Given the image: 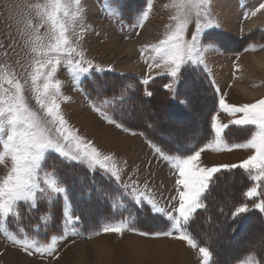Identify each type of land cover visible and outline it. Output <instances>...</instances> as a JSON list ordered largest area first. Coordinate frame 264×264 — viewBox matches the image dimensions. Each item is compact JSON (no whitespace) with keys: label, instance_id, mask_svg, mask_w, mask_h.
Instances as JSON below:
<instances>
[{"label":"snow or ice","instance_id":"1","mask_svg":"<svg viewBox=\"0 0 264 264\" xmlns=\"http://www.w3.org/2000/svg\"><path fill=\"white\" fill-rule=\"evenodd\" d=\"M212 2L213 0H171L166 7L175 9V14L170 17L175 21L174 25L166 26L164 38L158 43L146 45L141 50V56L150 69L153 65L163 67L172 78V82L164 87L173 93L174 98L173 84L179 80L178 73L181 68L203 65L205 53L215 47L211 42L203 44L201 41L205 30L219 27L212 18ZM109 3L111 0H105L106 5ZM152 7L153 0H145L144 7L135 17L134 26H143ZM35 8L40 17V24L33 26L30 20L26 22V27L32 29L26 41L30 57L28 65L25 66L27 78L22 82L11 65L0 64V164L11 162L7 174L0 177V233L6 239L29 254L33 251L44 254L54 252L57 242L67 234H78L81 218L79 215L73 216L66 185L56 166L48 165L51 154H57L62 162H75L93 174L99 170L102 175L115 180L117 187L121 189L115 196L101 190L105 199L110 201L112 212V219L106 220L99 228V231L104 233L122 234L125 230L136 231L132 226L135 217L128 212V205L123 202L127 199L137 207L148 206L154 214L160 215L166 221V228L152 233L140 232V235L174 237L185 241L191 248H197L198 241L188 231L187 225L197 210L205 207L204 196L216 174L222 169L244 170L254 182L244 196L264 197V188H261V182H264V98L237 106L226 103L223 96L219 99V106L233 118L228 124H222L217 116H211L210 131L214 133L213 142L218 150L252 149L253 154L238 165L209 168L202 167L199 161L201 152L211 144L200 148L185 145L183 149L178 148L172 154H165L160 147L153 144L155 151L178 173L175 181L177 196L172 198L177 201V206L168 211L158 206L149 192L136 187L128 191L131 185L120 184L121 169L115 156L102 153L91 141L79 136L77 131L69 126L61 110L60 101H67L69 98L63 96L62 82L56 79L60 65L66 66L74 85H78L81 77L91 74L93 69L96 72L105 70L86 60L83 51L77 47L86 30L83 23L86 11L83 0H44V3L35 5ZM259 8L264 9V4H260ZM108 13L117 16L121 14L118 8L111 7L108 8ZM193 21L195 29L188 38L187 29ZM45 26L47 32L42 36L40 28ZM149 50L154 53L150 58L145 56V52ZM252 50H255L254 47ZM157 60L160 62H156ZM29 82L32 96L39 105V112L30 106L25 94ZM144 83H147V80ZM146 94L150 96L151 92ZM115 102V97L106 98L100 105L93 103L92 107L107 122L116 123L114 118L104 111ZM229 125L249 128V138L243 142L226 143L222 133ZM61 197L64 200L62 232L51 235L50 239L45 238L48 241L45 242V239L40 238L41 225L38 223L33 228L35 234H30L22 223L24 212L36 209L39 203H50ZM21 205L24 212L21 211ZM254 207L264 213V199H260ZM247 211L248 204L244 203L235 206L232 216L236 217ZM117 214L119 219L115 218ZM43 218L42 216L39 219ZM10 225L15 226L14 231L10 230ZM43 227L46 230L47 224ZM99 231L96 234H99ZM199 254L202 258L201 264H214L212 252L208 247L199 246ZM240 264H264V259H257V254L251 251L240 260Z\"/></svg>","mask_w":264,"mask_h":264},{"label":"rangeland","instance_id":"2","mask_svg":"<svg viewBox=\"0 0 264 264\" xmlns=\"http://www.w3.org/2000/svg\"><path fill=\"white\" fill-rule=\"evenodd\" d=\"M170 2L171 0H153L149 18L142 27H136L134 26L135 17L139 10L144 7L145 0H111V3L107 5L105 0H83V7L86 10L83 23L86 30L77 47L83 51L86 60H90L94 65H99L105 69L102 72L110 71L133 76L142 85H146L152 78L165 76L169 80L168 84L172 82V78L165 69L154 65L150 69L148 63L141 56V50L146 45L158 43L164 38L167 31L166 26L174 25L175 21L171 20L170 17L175 14V9L166 7ZM42 3L44 0H0V64L11 65L22 82L27 78L25 66L28 65L30 57L26 41L32 31L26 27V22L30 20L33 26L40 24V17L37 15L35 5ZM260 4H264V0H213L212 18L219 24V27L205 30L201 41L203 44L211 42L215 47L205 53L203 65L187 66L198 70L204 78L206 88L213 101V107L209 110L210 116H217L218 121L222 124H228L233 117L220 108L219 99L221 96L226 103L237 106L254 103L256 100L264 98V9L259 8ZM110 7L118 8L121 14L118 16L110 15L108 13ZM251 12L256 14L251 15ZM194 29L195 22L193 21L187 29L186 36L188 38ZM46 32V26L40 28V35L44 36ZM73 39L75 41V37ZM253 47L255 50H252ZM153 55L154 53L150 50L145 52L146 57L150 58ZM156 62L159 63L160 61L157 60ZM28 70L30 71V69ZM102 72H96L93 69L91 74L81 77L78 85H74L66 66L63 64L59 66L56 79L62 82L63 96L69 98L67 101H60L64 118L79 136L91 141L99 151L114 155L122 171L123 166L129 165V171L132 170L134 174L130 172L128 175L127 172L126 174L120 173V184L131 185L128 191H131L132 187L137 188L139 184L136 181L140 180L142 181L140 185L142 191H147L150 195H161L163 199L170 198L173 200L172 198L177 196L175 181L178 173L171 168L169 162L153 153L152 148H148V145V147L142 146V142L153 144L140 133L126 130L122 126L118 127L117 122L109 123L93 110V103L100 105L104 99L113 98L112 96H95L83 87V81L87 77L91 78L93 75ZM145 80L147 83H144ZM176 85V83L173 84L174 89ZM127 87L129 89L134 88V84L128 83ZM189 92L193 96L200 95L203 93V87L190 88ZM25 94L30 106L39 112V105L30 91V82L26 85ZM122 98L124 99L125 96ZM112 107L113 105H109L104 109L109 116H111ZM208 107L209 103L200 102V105L191 110L192 117H190L189 123L183 127H172L173 132L168 134V137L171 138L172 134L176 136L178 133L185 132L198 133L200 130L198 121ZM130 114L142 119H146L147 116H154L152 111L145 109L142 103L137 104ZM239 115L237 114V116ZM169 119L162 114V118L155 120L154 124L158 126ZM210 121L211 117L208 122L209 131L205 136L203 145L199 146L200 148L206 144H211L210 147H206L201 152L199 163L202 167L238 165L253 154L252 149L234 148L229 151L222 148L218 150L213 142L214 133L210 131ZM230 126L238 128L234 125ZM240 129L243 134L232 141L227 140L226 129L222 133L225 142L231 144L243 142L249 138V128L240 127ZM58 162L62 161L57 154L49 156V166L54 165L57 168ZM10 166V161L0 164V177L7 174ZM97 172L101 174L99 170ZM113 185L115 187L113 186L111 191L108 190V193L115 196L121 189L117 187L116 183ZM250 185L252 187L254 182L251 181ZM261 188H264V182H261ZM221 189H223L221 194L224 200H227L225 195L229 194L231 188L223 187L222 184ZM102 198H105L104 195ZM61 199L63 203L60 225L62 227L64 200L62 197ZM249 199L257 200H252L248 206L250 210L255 208L254 204L264 197ZM128 201L125 199L123 202L130 208ZM168 207L169 209L172 208L173 204L168 205ZM31 211L34 209L27 211L26 214ZM47 213L50 212L42 214L43 219H39L42 216L35 217L36 223L41 225V231L44 230L43 226L48 224ZM90 213L91 211H87V214ZM73 216H76L74 210ZM106 220H102V222L105 223ZM22 223L30 234H35L33 231L35 225L30 227L31 224L27 217H23ZM223 226V223H214L211 228H208L206 234L211 235L221 230ZM10 230L14 231L15 226L10 225ZM60 232H62V228H60L59 234ZM140 232L134 231L137 235H140ZM251 232L254 234L253 239L257 242L260 238L259 233L255 229H252L250 234ZM99 234L94 232L89 236L79 237L78 234L69 233L64 239L57 242L54 252L40 254L33 251L32 254H29L0 233V264H201L199 246L202 245L199 244L197 248H192L195 251L193 255V252L188 250L191 247L187 244L175 239L164 240L165 236L140 235L141 238L138 236L132 238L116 236L114 239L96 240L95 236L97 237ZM51 235L54 234L45 238L50 239ZM40 238L45 239L42 232ZM45 242H48L47 239ZM221 243L222 250L231 254L235 248L245 242L239 236L237 239L234 237L226 241L222 240ZM247 254H240L236 261L231 264H240V260L244 259Z\"/></svg>","mask_w":264,"mask_h":264},{"label":"trees","instance_id":"3","mask_svg":"<svg viewBox=\"0 0 264 264\" xmlns=\"http://www.w3.org/2000/svg\"><path fill=\"white\" fill-rule=\"evenodd\" d=\"M178 76L175 98L173 93L164 87L169 82L165 76L152 78L146 85H142L133 76L106 71L95 74L91 78L87 77L83 81V87L90 94L98 97H116L117 101L111 108V116L114 120L126 130L140 133L146 140L160 147L165 154H172L178 148L183 149L185 145L197 148L203 145L209 131L208 122L211 117L209 110L213 107L212 97L209 95L204 78L198 70L185 66L181 68ZM128 83H133L134 88L129 89ZM200 86L203 87V93L194 96L190 94V88L194 89ZM147 92H151V95H147ZM124 96L125 98L121 99ZM180 101H187V103L184 104ZM200 102L209 103V107L198 121L199 132L178 133L176 136L172 134L171 138L168 137V134L173 132L172 127H183L189 123L188 121L192 117L191 110L200 105ZM140 103L144 105L145 109L152 111L154 116L142 119L130 114ZM162 114L170 119L156 126L154 121L160 120ZM242 134L240 127L233 128L232 126L228 127L225 132L228 141L236 140ZM58 163L57 170L66 185L68 200L76 215L81 218L78 234L84 237L94 232L97 233L99 227L104 224L102 220L112 219L110 201L102 198L103 195L99 194L102 193L101 190L111 191L113 184L116 183L115 180L109 179L97 171L93 174L86 167L76 163ZM222 184L223 187L231 188L229 194L225 195L227 200H224L221 194ZM250 184L249 175L244 170L240 168L222 169L216 174L204 196L205 207L197 210L194 218L187 225L188 231L198 241V244L208 247L212 252L214 263L231 264L240 254L251 251L257 254V259H264V214L258 209L252 208L246 213L236 217L232 216L235 206L244 203L249 206L252 200L257 201L244 196L251 186ZM62 203L61 198L48 204L39 203L38 207L29 214L24 212L23 205H21V211L24 212L23 217L28 218L32 227L37 224L35 217L50 212L47 213L49 217L47 228L43 230L44 232L41 231L45 238L50 234H59V230L62 228L60 225ZM128 203L130 204L128 210L135 217L132 226L136 230L152 233L166 228L167 224L164 218L154 214L148 206L137 207L130 201ZM87 211H91V213L87 214ZM118 216L119 214L116 215V218H120ZM214 223H223L224 226L221 230L207 235L208 228H211ZM252 229H255L260 235L257 242L253 239V232L250 234ZM239 236L242 237L244 244L235 248L231 254L222 250V240L226 241L234 237L237 239Z\"/></svg>","mask_w":264,"mask_h":264},{"label":"crops","instance_id":"4","mask_svg":"<svg viewBox=\"0 0 264 264\" xmlns=\"http://www.w3.org/2000/svg\"><path fill=\"white\" fill-rule=\"evenodd\" d=\"M143 144H142V146H147L148 148H152V152L153 153H155L156 155L158 154L159 155V157H162L163 158V156H161L159 153H157L156 151H155V149L152 147V145H150V144H147L146 142H142ZM127 158V157H126ZM130 159V158H129ZM163 165V164H162ZM164 166V165H163ZM156 167H158V168H160L158 165H156ZM162 167V166H161ZM120 168V167H119ZM135 168V167H134ZM121 169V168H120ZM137 169V168H136ZM124 170H126V171H124ZM130 169H129V165H126V167H124L123 166V171H122V169H121V171H120V173L122 174V172H123V174H126V172H127V175H128V172H130L129 171ZM137 172H138V170H136ZM130 173H132V174H134V172L131 170V172ZM120 177H121V175H120ZM136 183L137 184H139V185H137V188H139L140 187V189H141V191H142V186H140L141 185V183H142V181H140V180H137L136 181ZM154 199H155V201L157 202V204H158V206H160V207H163V208H165V209H167L168 211H172V208L173 207H175V205L177 206V201H173V200H171L170 198L169 199H167V198H165V199H163L162 198V196L161 195H151ZM170 204H173V207L172 208H170L169 209V207H168V205H170ZM100 232V234L96 237L95 236V239L97 240V239H105V238H107V239H111V238H115L116 236H119V237H127V238H132L133 236H138V237H140L141 238V236L140 235H137V234H135L134 233V231H130V230H125L122 234H118V233H114V232H110V233H104L103 231H99ZM78 236L80 237V235L78 234ZM82 237V236H81ZM164 240H173V239H175L176 241H178V242H184V244H187L185 241H183V240H180V239H176V238H174V237H167V236H165V238H163ZM188 250H190L191 252H193V255H194V250L192 249V248H188Z\"/></svg>","mask_w":264,"mask_h":264},{"label":"bare ground","instance_id":"5","mask_svg":"<svg viewBox=\"0 0 264 264\" xmlns=\"http://www.w3.org/2000/svg\"><path fill=\"white\" fill-rule=\"evenodd\" d=\"M249 11V10H248ZM252 15V12L250 13Z\"/></svg>","mask_w":264,"mask_h":264}]
</instances>
